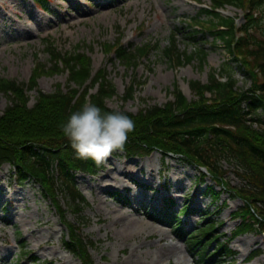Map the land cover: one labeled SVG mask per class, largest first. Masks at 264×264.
Returning a JSON list of instances; mask_svg holds the SVG:
<instances>
[{
	"label": "rangeland",
	"instance_id": "obj_1",
	"mask_svg": "<svg viewBox=\"0 0 264 264\" xmlns=\"http://www.w3.org/2000/svg\"><path fill=\"white\" fill-rule=\"evenodd\" d=\"M198 2L51 0L44 12L33 0H0V77L26 84L36 64L52 66L47 53L50 42L51 48L61 53L78 51L89 56L92 75L100 69L106 73L116 90L115 95L106 99V105L116 111L135 114L154 105L162 106L173 100L175 86L189 102L195 100L190 82L206 84L209 73L221 72L223 66L232 67L237 90L249 88L251 80L221 42H214L201 31L195 39L188 38L196 29L186 24L187 19L197 16L199 9L211 0ZM222 14L243 23L239 9L227 6ZM200 18L205 20L204 15ZM171 37L179 52L192 51L198 42L206 53L204 62L201 64L194 57L188 63L175 65L163 57L161 51ZM117 40L135 46L151 41L157 47L140 60L137 68L125 67L103 48ZM223 74L224 80L226 73ZM67 81V71L42 74L37 89L27 91L29 105L35 103L37 90L52 93L60 86L66 91ZM132 81L134 92L124 99ZM9 104L8 97L0 93V116ZM223 169L231 185L243 186L232 165L223 163ZM198 174L194 166L174 157L164 158L157 151L144 157H127L117 152L105 158L104 168L96 175L76 174V185L86 199L81 212L74 210L62 192H58L57 198L66 219L80 226L85 240L94 243L88 245L92 264H201L187 239L179 237L176 228L152 213V206L162 207L164 197L174 198L175 210L192 202L195 208L206 211L207 218L192 213L186 218V231L192 232L199 222L205 225L211 219L220 223L218 234H229L237 223L232 212L242 202L228 193L213 199L205 193L212 180L207 178L199 184ZM115 192L128 195L131 205L119 200L113 195ZM67 236L52 200L43 195L40 185L35 181L20 184L10 164L0 167V264H81L64 247ZM229 245L235 252L236 264H264L263 235L250 232ZM254 249L261 250L260 255L246 263ZM32 256L37 260L32 261Z\"/></svg>",
	"mask_w": 264,
	"mask_h": 264
},
{
	"label": "trees",
	"instance_id": "obj_2",
	"mask_svg": "<svg viewBox=\"0 0 264 264\" xmlns=\"http://www.w3.org/2000/svg\"><path fill=\"white\" fill-rule=\"evenodd\" d=\"M48 2L50 0H34L39 8H45ZM225 5L242 9L244 22L241 25H237L234 17L220 14L219 9ZM202 14L205 16L203 21L197 18ZM186 24L197 29L188 38L195 39L201 31L210 35L213 41H220L251 80L250 87L237 90L232 67L223 66L221 72L209 73L206 84L190 82L189 86L197 96L195 100L189 102L175 86L173 100L162 106L154 105L135 114L123 111L135 121V128L128 134L123 149L111 154L124 152L129 157H143L158 151L164 158L172 156L196 167L200 182L210 177L213 184L207 186L206 191L212 198L228 193L231 198L239 199L242 205L233 212L237 223L230 236L218 234L219 224L208 220L205 225L200 222L187 237L202 264H223L222 257L229 258L234 253L229 247L230 240L249 232L264 235V0H211L208 8H201L198 16ZM174 41L171 37L161 51L170 62L181 65L194 57L201 64L204 62L206 53L198 42L192 51L179 52ZM48 43L47 53L52 66L46 68L36 64L26 84L0 77V93L10 100L0 116V167L9 163L19 183L35 181L40 185L68 232L63 240L64 247L81 264H92L88 245L94 243L85 240L80 226L66 219L57 195L62 192L74 210L81 212L86 200L76 185L75 175L78 172L95 175L104 168V161L97 163L91 158L78 157L62 131V123L69 112L86 101L113 111L106 105V99L115 95L116 90L102 69L92 75L89 56L78 51L61 53ZM156 47L151 41L135 46L117 40L103 45L109 57L133 68H137L140 60L148 57ZM57 71L68 73L66 91L60 86L52 93L37 90L36 101L30 106L27 91L37 89L42 74ZM223 73H226L225 80H221ZM134 86L132 81L124 99L132 96ZM223 163L233 166L243 186H233L226 180ZM216 186L220 191L215 189ZM115 195L122 197L119 193ZM166 201L174 204L172 199ZM167 208L158 211L159 218L176 227L181 226L180 213L188 214L191 209L189 205L181 212ZM222 236L226 238L224 242L220 241ZM213 243L214 249L209 250ZM259 253L253 251L247 261ZM31 260L37 258L32 256ZM227 264H235V261L229 260Z\"/></svg>",
	"mask_w": 264,
	"mask_h": 264
},
{
	"label": "clouds",
	"instance_id": "obj_3",
	"mask_svg": "<svg viewBox=\"0 0 264 264\" xmlns=\"http://www.w3.org/2000/svg\"><path fill=\"white\" fill-rule=\"evenodd\" d=\"M135 121L123 111H106L100 105L86 101L69 112L62 131L75 154L103 162L114 150L123 149Z\"/></svg>",
	"mask_w": 264,
	"mask_h": 264
}]
</instances>
